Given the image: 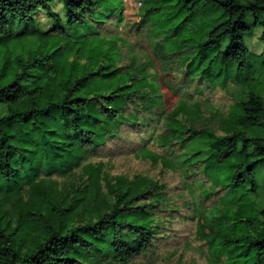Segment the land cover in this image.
I'll return each instance as SVG.
<instances>
[{"label": "trees", "instance_id": "trees-1", "mask_svg": "<svg viewBox=\"0 0 264 264\" xmlns=\"http://www.w3.org/2000/svg\"><path fill=\"white\" fill-rule=\"evenodd\" d=\"M138 19L149 52L121 0H0V264H158L194 222L207 264H264V0Z\"/></svg>", "mask_w": 264, "mask_h": 264}, {"label": "rangeland", "instance_id": "rangeland-1", "mask_svg": "<svg viewBox=\"0 0 264 264\" xmlns=\"http://www.w3.org/2000/svg\"><path fill=\"white\" fill-rule=\"evenodd\" d=\"M141 0H121L122 5V23L119 26V34L121 37L137 45V47L144 51L149 52V48L146 42L141 37H135L133 33V26L138 23V8L140 7ZM48 26V25H47ZM262 29L258 27L255 30V36L252 39L247 40L248 49L255 53L260 54L263 51V44L259 40V35ZM83 31H77L74 33L73 39H81ZM36 39L27 37L20 41L12 42L10 44L11 52L13 56L25 53L29 50H33L36 47ZM169 79V78H168ZM161 92L164 99V105L166 110H170L178 97L173 96L166 88V79L161 76ZM217 96V95H216ZM216 100V99H215ZM199 147V146H196ZM122 163V162H121ZM124 163V162H123ZM257 181L259 185L258 197L254 199V205L258 210L264 209V170L257 173ZM197 190V194H198ZM179 231L176 233L180 240V247L177 249L175 246L176 240H170V244L167 246L171 256L162 255V258L158 261V264H207L205 252H201V240L198 236V228L196 223L186 224L178 226ZM186 245H185V244ZM204 250V249H203ZM169 257V258H167Z\"/></svg>", "mask_w": 264, "mask_h": 264}]
</instances>
